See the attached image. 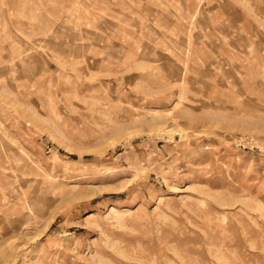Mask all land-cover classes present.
<instances>
[{
  "label": "rangeland",
  "instance_id": "rangeland-1",
  "mask_svg": "<svg viewBox=\"0 0 264 264\" xmlns=\"http://www.w3.org/2000/svg\"><path fill=\"white\" fill-rule=\"evenodd\" d=\"M0 264H264V0H0Z\"/></svg>",
  "mask_w": 264,
  "mask_h": 264
}]
</instances>
